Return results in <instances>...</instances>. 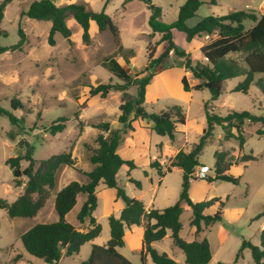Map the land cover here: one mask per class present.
Returning <instances> with one entry per match:
<instances>
[{"label": "rangeland", "instance_id": "obj_1", "mask_svg": "<svg viewBox=\"0 0 264 264\" xmlns=\"http://www.w3.org/2000/svg\"><path fill=\"white\" fill-rule=\"evenodd\" d=\"M3 1L0 0V4ZM32 1L14 0L6 7L0 24V28L7 32L6 36L0 38L2 46H12L21 40L20 26L26 34L22 50L0 53V105L22 119L19 126H16L11 124L7 116H0V199L8 202L15 200L19 188L14 181L12 169L6 164L8 158L24 155L28 146L32 148L36 160L72 151L77 159V167L88 171L94 165L90 162L91 151L85 144L96 147L95 138L101 132L93 125L108 121L112 129L124 128L118 121L122 92L111 91L105 98L100 95L91 96L89 92L90 86L100 83L126 82L120 73L110 71L103 63L105 58L115 52L116 46L111 32H99L97 26L92 24L91 41L85 43L82 40L81 26L73 18H69L73 43H67L66 39L57 35V45L51 46L48 44L51 23L22 17V12L28 9ZM106 1L53 0L58 6L83 3L95 11L102 10L106 5V13L117 24L124 47V51L117 54L115 59L129 75L139 74L147 66L154 64V58L161 55L167 43L158 44L160 34L150 36V9L146 3L132 0L124 4L125 0H111L106 4ZM201 1L202 6L196 16L188 21V26L196 25L206 16H222L234 10L252 9L259 15H264V0H215V4L212 0ZM185 2L186 0H153V4L162 8V19L166 23H173L177 19L179 9ZM252 25L251 22H246V28L249 29ZM172 33L179 49L184 50L194 61H204L200 47L206 38L193 43L187 40L184 32L176 28L172 29ZM150 43L156 47L155 52H152L154 58L149 55ZM231 57L240 61L242 59L241 54H233ZM184 60V57H179L171 51L169 57L154 68L157 74L147 87L144 104L146 110L151 113L166 111L175 104L183 107L187 117L186 125L178 126L182 133L171 145L172 149L180 146L191 148L198 142L207 126V102L209 110L222 115H226L230 110H248L257 115H264V74H256L247 94L232 91L244 77L228 80L224 83L219 99L211 101L207 88L190 92L183 89L181 81L185 75L192 86L199 82L185 70ZM127 92L130 96H136L137 88L130 86ZM13 99L18 106L15 111L11 107ZM60 118L66 119V128L62 132L52 134L50 127L63 122ZM132 126L133 130L128 131V134L134 138V145L126 147L124 137L118 153L122 158L134 161L136 166L133 169L123 166L119 170L118 186L123 188L128 196L144 200L146 204L152 199V204L158 209L175 204L182 189V170L173 168L163 178L157 169L150 166V162L155 160L162 163L163 169L168 165L170 156H161L162 151L157 145L161 141H168V137L160 136L154 131L149 132L138 119L132 122ZM259 128L260 124L245 125L246 143L241 151L239 141L235 138L226 140L222 128L216 126L213 137L199 157L200 166L196 167V171L203 169L211 174L214 170L215 151H227L228 158L234 163L230 172L240 178L238 184L220 181L213 186L207 179H196L190 185V198L193 202L210 199L211 195L224 196L222 220L206 231L214 254L209 264H255L249 248L243 250L238 261L235 257L244 239L259 245L257 243L264 222V216L257 218L264 211V136L256 134ZM11 131L14 139L11 138ZM243 154H253L257 159L242 162L240 158ZM28 164L27 161H22V167ZM130 178L139 180L142 188L130 182ZM71 180L85 181L86 177L76 169L62 167L58 172L57 186L52 191V196L34 218H12L6 210L0 209V264H47L26 252L19 232L38 223L57 220L55 195ZM161 180L163 182L160 184ZM98 195L99 203L94 216L102 226L101 234L96 240L84 244L78 254L64 257L57 264H82L88 260L93 245H104L109 240L108 218L111 214L118 215L120 206H125V203L118 198L117 189L107 188L103 184L98 187ZM85 198L86 195L83 194L78 196L77 205L67 215L68 221L78 223L76 213ZM183 207V228L180 235L187 240L192 229V209L186 205ZM214 212L209 211L208 214ZM20 221L25 224L24 227H21ZM142 243L141 229L138 226L128 227L125 245L120 248V252L134 264H143ZM155 248L185 263V254L175 246L171 231ZM17 255H21V258L15 261ZM146 264L155 263L147 257Z\"/></svg>", "mask_w": 264, "mask_h": 264}, {"label": "trees", "instance_id": "obj_2", "mask_svg": "<svg viewBox=\"0 0 264 264\" xmlns=\"http://www.w3.org/2000/svg\"><path fill=\"white\" fill-rule=\"evenodd\" d=\"M14 0H4L0 4V24L4 17L6 7ZM111 0H107L106 4ZM132 0H125L124 4ZM150 9L148 26L151 29L150 36L160 34L158 44L167 43L166 48L160 56L154 58L155 46L149 44V55L154 58V64L147 66L139 74L129 75L126 70L116 61L115 57L124 51L120 38V30L112 17L106 13V5L100 11L88 8L83 3H72L64 6L56 5L53 0H33L28 9L22 12V17L34 20H46L51 23L48 35V44L57 45V35H61L72 44V29L68 25V19L73 18L82 28V40L90 43V23L94 21L99 32L109 30L115 43V52L103 61L104 65L115 73H120L126 79L123 84L100 83L90 86V95H100L105 98L111 91H121L122 103L119 106L120 114L118 121L123 124V129H112L110 122H101L93 127L101 130L95 138L96 147L88 144L85 146L91 151L90 162L94 165L90 171L77 167V159L72 151L55 154L47 159L36 160L33 150L29 147L24 155L10 157L6 164L12 169L16 186H23L21 194L13 201L8 202L0 199V209L8 212L12 218H34L46 206L52 191L57 186V175L59 170L66 166L76 169L86 177L85 181L71 180L63 186L55 196L54 208L58 219L52 222H43L31 226L20 239L27 253L40 258L47 264H57L62 258L78 254L81 247L99 237L102 226L94 216L98 207V187L103 184L107 188L117 189V196L121 198L125 206L117 216L111 214L108 218L110 226V238L104 245H93L88 260L82 264H134L129 258L120 252L125 245L126 228L133 225H143L144 235L141 250V259L146 264L147 256L155 264H209L213 253L206 231L210 230L223 218V207L225 202L219 197L193 202L190 198V177L200 166L199 157L207 142L213 137L214 129L220 126L224 131L226 140L235 138L239 141L242 151L246 143L244 127L246 124H260L261 128L256 134L264 136V115H257L251 111L230 110L226 115L209 110V102L206 103L207 126L203 130L198 142L194 143L189 150L181 149L170 158L165 169L162 164L155 160L150 163L152 168L158 170L160 176L171 172L173 168H181L182 189L179 200L166 208L147 209L143 200L130 197L123 188L118 186V172L123 166L129 169L135 168L134 161L125 160L118 153V148L124 139V134L133 130L132 122L151 120L154 125L152 130L160 136H168L171 142H175L177 136L182 133L179 125H186V114L181 105L175 104L168 110L159 113L148 112L144 106L147 87L156 76L157 68L162 61L169 57L173 51L179 57H184L183 66L192 78L199 82L191 85L188 77L182 78L183 89L187 92L207 88L210 92V100H217L223 93L224 83L230 79L244 77L233 89L234 92L247 94L256 74H264V15H259L255 10H234L222 16L209 15L202 18L196 25L188 26L187 21L196 16L202 6L201 0H186L180 7L178 17L173 23H166L162 19V8L153 4V0H141ZM215 4V0H212ZM253 25L248 29L246 22ZM178 29L186 34L189 42H195L208 36L202 42L200 50L204 61H194L184 50L177 47L174 42L172 29ZM21 40L12 46L0 45V53L7 51L22 50L26 41L23 28L19 27ZM7 32L0 28V37L6 36ZM233 54H241V61L231 57ZM261 82V81H260ZM130 86L137 88V95L130 96L127 92ZM11 100V107L15 111L18 106ZM7 116L11 124L19 126L21 118L12 111L0 105V116ZM63 122L50 127V132L56 134L65 128L66 119ZM11 138H15L12 131ZM227 151H215V164L213 173L205 179L215 184L220 181L238 184L240 178L231 174L233 162L228 158ZM253 154H243L242 162L256 160ZM22 161L29 164L22 167ZM130 182L142 188V183L133 178ZM86 195L80 209L76 213L78 223L67 220V215L78 203L79 195ZM218 205L213 214L206 213L212 206ZM183 205L192 209L190 225L195 228V237L192 241L182 238L180 232L183 228L181 216L184 211ZM264 216V211L258 216ZM171 231L172 239L178 248L185 254V263L178 262L166 252H159L153 247V243L163 240ZM249 248L255 264L264 262V228L260 233V245L249 240H243L241 248L236 254L238 261L244 249ZM21 255L15 257L19 260Z\"/></svg>", "mask_w": 264, "mask_h": 264}, {"label": "crops", "instance_id": "obj_3", "mask_svg": "<svg viewBox=\"0 0 264 264\" xmlns=\"http://www.w3.org/2000/svg\"><path fill=\"white\" fill-rule=\"evenodd\" d=\"M192 19V18H191ZM191 19H189V20H191ZM188 20V21H189ZM188 21H187V24H188ZM92 24H95L96 26H97V24L94 22V21H92L91 23H90V30H91V28H92ZM68 25H69V23H68ZM97 28H98V26H97ZM2 29V28H1ZM3 30V29H2ZM91 32V31H90ZM2 37V36H1ZM0 37V38H1ZM206 38V40L208 39V36H206L205 37ZM196 42V41H195ZM194 43V42H193ZM202 44V43H201ZM0 76H2L1 75V73H0ZM196 80V79H195ZM197 84V83H196ZM138 120H141V119H138ZM135 121H137V120H135ZM142 121V123H143V125L145 126V128H147V130L149 131V132H151V131H153L152 130V127H153V125H154V123L151 121V120H141ZM121 129H123V127L121 128ZM178 129H179V127H178ZM180 130V129H179ZM130 131V130H129ZM98 135V134H97ZM183 135H184V133H183ZM124 137H125V140H124V145L126 146V147H130V146H132V145H134V138L130 135V134H128V132L126 133V134H124ZM166 137H168V136H166ZM178 140V137H177V139L175 140V142ZM175 142H171V140L169 139V137H168V141H161V142H159V143H157V145H158V147L160 148V151H162L161 152V156H163L164 154H166V155H168V156H170V158L171 157H173V156H175L176 154H177V152L179 151V150H181V149H186L187 147L186 146H180V148H177V149H172V147H171V145L172 144H174ZM121 145V144H120ZM120 147V146H119ZM190 148H187L186 150H189ZM118 150H119V148H118ZM170 158H169V160H170ZM126 160V159H125ZM200 161V160H199ZM160 162V161H159ZM151 163V162H150ZM169 163V162H168ZM162 164V163H161ZM177 168V167H176ZM181 169V168H180ZM182 170V169H181ZM85 171H87V170H85ZM88 171H90V170H88ZM195 171H196V169H195ZM183 172V171H182ZM167 175V173L163 176V178H165V176ZM70 182V181H69ZM163 182V180H161L160 181V184ZM195 182V180L193 181V182H191V183H194ZM219 183V182H218ZM67 184V183H66ZM212 184V183H211ZM191 185V184H190ZM213 186L214 185H217V183H215V184H212ZM100 186V185H99ZM19 188H18V190H17V192H16V198L21 194V192H22V190H23V186H18ZM189 192H190V196H192L191 195V186H190V190H189ZM52 196V195H51ZM56 196V195H55ZM99 196V195H98ZM211 197H212V195L210 196V199H211ZM217 197V196H216ZM15 198V199H16ZM213 198V197H212ZM220 199H222L223 200V198H224V196H222V197H219ZM206 199H208V198H206ZM227 199H228V196H227ZM144 201V200H143ZM152 199L150 200V202L148 203V204H146L145 202V205H146V208L147 209H150V208H156V206H155V204H152ZM184 206V205H183ZM168 207V206H167ZM124 208V206H120V212L122 211V209ZM160 208V207H159ZM217 208H218V203L216 204V205H214V206H212L210 209H208V210H206V213H208L209 211H216L217 210ZM53 209V208H52ZM160 209H163V208H160ZM41 212V211H40ZM39 212V213H40ZM120 212H119V214H120ZM118 214V215H119ZM117 215V216H118ZM17 218H19V217H17ZM20 225H21V227H24L25 226V224L24 223H22V221H20ZM133 226H138V225H133ZM140 229H141V232H143V235H144V226L143 225H140V226H138ZM264 228V222H263V224L261 225V231H262V229ZM222 226H220V230L222 231ZM28 230V229H27ZM26 230H21V232H19V237L21 236V234H23L24 232H25ZM170 230H168V232H169ZM168 232H167V235H168ZM261 233V232H260ZM125 236H126V233H125ZM194 237H195V228L194 227H192V229H191V231H190V237L187 239V241H192V240H194ZM260 237V236H259ZM208 238V237H207ZM94 240H96V239H94ZM93 240V241H94ZM162 241V240H161ZM158 242H160V241H157V242H154L153 243V247L155 248V246H156V244L158 243ZM210 242V241H209ZM257 244H259L260 245V238H259V242L257 243ZM211 245V244H210ZM220 247V246H219ZM211 249H212V247H211ZM142 250V249H141ZM212 253H213V251H212ZM147 257H149V256H147ZM213 257H214V254H213V256H212V259H213ZM150 258V257H149ZM15 259V258H14ZM211 259V260H212ZM178 262H180L179 260H177ZM182 263V262H181Z\"/></svg>", "mask_w": 264, "mask_h": 264}, {"label": "built area", "instance_id": "obj_4", "mask_svg": "<svg viewBox=\"0 0 264 264\" xmlns=\"http://www.w3.org/2000/svg\"><path fill=\"white\" fill-rule=\"evenodd\" d=\"M209 174L210 173H208L207 171L203 169H200L199 171H195L190 177V182H193L196 179H205Z\"/></svg>", "mask_w": 264, "mask_h": 264}]
</instances>
